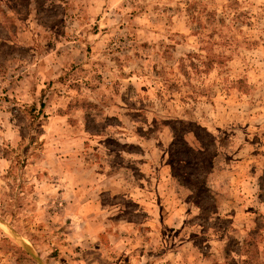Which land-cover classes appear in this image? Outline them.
Listing matches in <instances>:
<instances>
[{
	"label": "rangeland",
	"instance_id": "rangeland-1",
	"mask_svg": "<svg viewBox=\"0 0 264 264\" xmlns=\"http://www.w3.org/2000/svg\"><path fill=\"white\" fill-rule=\"evenodd\" d=\"M0 264H264V0H0Z\"/></svg>",
	"mask_w": 264,
	"mask_h": 264
},
{
	"label": "trees",
	"instance_id": "trees-1",
	"mask_svg": "<svg viewBox=\"0 0 264 264\" xmlns=\"http://www.w3.org/2000/svg\"><path fill=\"white\" fill-rule=\"evenodd\" d=\"M206 134L209 136V143L215 144V135L211 132H206ZM196 138L202 144V148H196L184 138L174 139L169 162L172 175L179 186L190 191V199L198 206L204 207L203 204H208L215 207L217 206L216 196L210 190V185L202 170L212 169L217 147L210 152L211 149L207 143L197 135Z\"/></svg>",
	"mask_w": 264,
	"mask_h": 264
}]
</instances>
